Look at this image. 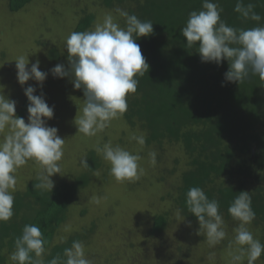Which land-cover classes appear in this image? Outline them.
Segmentation results:
<instances>
[{"label": "trees", "instance_id": "trees-1", "mask_svg": "<svg viewBox=\"0 0 264 264\" xmlns=\"http://www.w3.org/2000/svg\"><path fill=\"white\" fill-rule=\"evenodd\" d=\"M31 1L7 0V5L11 11H18ZM96 1L98 7L105 14L111 12L122 27L125 20L115 12L116 8L153 23V33L136 40L150 67L140 78L137 92L128 97V110L122 117L138 136L145 135L143 146L157 153V161L164 162L162 157L167 147L178 149L179 156L173 164L162 167L160 174L157 172L158 180L167 188L164 196L173 204L169 210L176 208L189 224V230L196 231L198 238L205 241L206 236L202 231L199 233L197 218L187 210L186 192L191 187H201L209 199H216L229 230L237 221L230 216L228 208L236 195L248 191L256 213V219L248 228L264 244V81L250 76L243 83L227 82V60L220 65L202 62L195 48H187L180 30L190 12L202 9L203 0ZM215 2L223 8L221 18L228 25L236 28L256 26L257 22L244 20L234 11L236 0ZM248 2L255 3L254 10L264 17V0H245ZM77 18L73 31L88 30L98 20L94 12L79 14ZM50 54L54 61L61 58L58 48H52ZM28 104L26 97L17 110L18 117L29 114ZM97 145L101 146L87 143L81 148L89 168L80 164L81 156L78 164L83 171H74L71 179L63 175L66 178L56 183L51 193L35 190L37 174L29 177L24 173L23 187L16 185L14 193V216L8 222H0V264H12L9 256L26 224L40 227L43 233L45 264L57 255L62 256L63 250L74 240L85 242L94 233L96 222L92 221L91 226L68 233L63 237L64 242L61 238L56 241L69 217L70 204L76 202L79 193L95 180V171L99 168L104 171L107 167L102 155L94 151ZM23 170L21 167L16 174L17 184ZM169 215L168 210L153 215L152 236L167 228ZM152 248H156V244ZM182 249L177 243L176 249L169 252L175 259L173 264H182L183 255L176 254V250ZM192 249L195 248L191 245ZM206 254L193 264H218V258L207 260ZM89 259L93 264L116 262L111 255ZM256 264H264V254Z\"/></svg>", "mask_w": 264, "mask_h": 264}, {"label": "clouds", "instance_id": "clouds-1", "mask_svg": "<svg viewBox=\"0 0 264 264\" xmlns=\"http://www.w3.org/2000/svg\"><path fill=\"white\" fill-rule=\"evenodd\" d=\"M253 2L236 0L234 11L244 20L257 22L250 28H236L222 18L223 8L215 0H203L202 9L192 11L180 30L187 41V48H195L202 62L220 65L229 63L225 81L243 83L250 76L264 81V17L254 9ZM123 17L122 27L109 12L94 29L73 31L66 38L69 66L58 64L51 72L54 77H72L75 89H82L84 100L81 115L75 118L78 132L93 137L103 132L114 119L121 118L128 110L127 99L135 94L140 78L149 70V64L136 42L139 37L153 33V23L142 21L135 14L116 8ZM17 79L24 85L30 79L45 81L48 73L39 70V61L29 68V59L23 55L15 60ZM223 86V85H222ZM32 86L24 90L29 101L28 122L16 116V102L0 94V222H8L14 216V193L18 170L29 161L39 165L34 189L51 193L55 184L52 177L61 174L66 140L58 135L56 127L47 126L54 115L43 95H34ZM139 145L146 143L144 134L133 135ZM94 151L102 155L110 165V174L117 182L135 181L143 174L139 161L142 157L111 142L95 146ZM150 163L155 165V151L149 152ZM80 164L89 168L87 160ZM186 207L198 220L199 233L206 236L210 247H215L227 237L226 225L220 205L209 199L201 187H191L186 192ZM228 213L238 222L229 242L231 264H256L264 254V244L256 239L248 225L256 219L252 198L248 191H241L231 202ZM67 230V229H66ZM65 238H61L64 242ZM15 250L10 254L12 264H45V239L40 227L26 224L22 234L15 239ZM235 245V248H233ZM215 253L209 254L212 260ZM47 264H93L86 257L85 245L74 240Z\"/></svg>", "mask_w": 264, "mask_h": 264}, {"label": "rangeland", "instance_id": "rangeland-1", "mask_svg": "<svg viewBox=\"0 0 264 264\" xmlns=\"http://www.w3.org/2000/svg\"><path fill=\"white\" fill-rule=\"evenodd\" d=\"M83 11L97 13L98 20L88 30L102 22L105 15L96 0H33L18 11H11L7 0H0V94L16 102L17 117V110L26 99L24 90L29 86L34 87L35 93L42 94L45 102L53 107L54 115L47 120V126L56 127L58 135L66 140L64 157L60 162L61 174L71 179L74 171H83L78 161L81 156L83 158L81 148L87 143H99L102 147V142H111L113 146L120 145L142 157L139 165L143 168V174L132 182H117L105 161V172L102 168L97 169L95 180H91L89 186L79 193L77 201L70 204L69 217L61 228L64 231L59 230L56 241L68 233L91 226V222L95 221L94 233L83 242L88 259L111 255L116 258L112 264H173L175 259L169 256V252L175 250L178 243L183 249L176 250V254L178 257L183 255L182 264H193L206 253L208 260L213 252L214 259H219L218 264H231L229 242L234 239L233 230L238 227V222L229 226V230L226 228L224 241L210 248L205 242L207 239L204 241L198 238L196 231L189 230V224L176 208L169 210L173 204L165 198L167 188L158 180V176L162 167L173 164V160L179 156L176 147L164 150V162L156 158L155 165L151 164L148 154L152 149L131 139L138 133L128 127L123 117L112 120L110 126L96 136L89 137L78 132L75 118L81 115L83 90L74 88L72 77H54L51 69L58 64L68 68L66 38L73 32L77 17L84 14ZM52 48H58L61 53L58 61L51 58ZM21 55L29 59V68L39 61V70L48 73L42 85L32 79L24 85L19 84L15 60ZM28 116L23 118L26 123ZM23 168L25 171L20 174L19 187H23L24 173L33 177L40 170L39 165L32 161ZM64 176L55 174L52 177L54 184L65 179ZM165 210L170 213L168 226L161 234L152 236L153 215ZM155 244L156 248H152ZM191 245L195 249L191 250Z\"/></svg>", "mask_w": 264, "mask_h": 264}]
</instances>
